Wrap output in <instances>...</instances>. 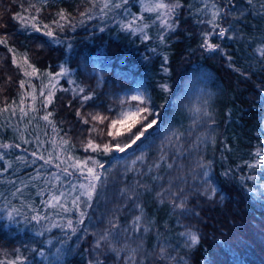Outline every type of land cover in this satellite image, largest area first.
Masks as SVG:
<instances>
[{"label":"trees","instance_id":"obj_1","mask_svg":"<svg viewBox=\"0 0 264 264\" xmlns=\"http://www.w3.org/2000/svg\"><path fill=\"white\" fill-rule=\"evenodd\" d=\"M261 3L264 0H254L249 6L246 0H234L232 16L222 22L231 38L211 37L210 42L219 44L220 49L210 52L201 47V33L207 28L196 22L195 7H188L198 5V0H181L182 7L175 13L178 26L164 32V42L155 34L153 14L141 10V0H129L113 22L112 14H101L102 5L97 2L93 6L90 0H0V38L8 41L7 46L0 45V109L13 101L18 104L22 94L25 98L32 88L29 84L38 87L37 75L56 73L62 66L74 83L62 79L55 88L52 103L45 109V113H52V124L45 132L53 139H67L68 150L77 158L92 156L105 168H118L110 183L113 191L98 204L92 202L75 234L55 236L51 245L46 244L45 234L39 235L5 217L2 207L12 200L11 194L19 186L0 177V261L8 264L22 256L23 264H45L49 258L44 256L58 248L65 255L59 260L54 255L50 264L104 260L91 251L92 234L104 233L112 223L122 230L125 223L140 214L134 207L138 203L150 221L147 233L141 228L144 253L154 255L161 243H170L172 255L182 256L184 264H264V167H247L259 159L255 155L258 150L264 151V57L256 51L264 47ZM30 4L40 8L39 13L29 9ZM60 12L68 17L63 30L53 24L59 20ZM17 13L36 15L41 30L37 32L30 26L25 29L20 19H14ZM141 13L144 19H137L133 27L147 22L150 27L144 32L121 26ZM44 25L52 28V37L44 34ZM145 33L148 40L143 38ZM8 47L14 53H9ZM25 58L36 69L31 77L24 75L25 71H32L24 63ZM165 67L167 72L162 70ZM21 80L26 82L24 89L19 87ZM161 84H167L169 90L163 91ZM136 86L149 97V106L156 114L149 119L158 123L119 154L115 148L108 153L102 149L85 151L89 138L101 145L115 142L107 136L109 121H92L89 114L115 116L120 110L121 94ZM80 87L84 93H79ZM187 87L203 91L205 106L197 115L189 116L180 105L179 97ZM83 95H91L92 99L83 102ZM205 112L210 115L205 116ZM191 116L197 121L192 122ZM81 117L88 118L89 123H82ZM9 124V113L0 114V143H19L22 147L18 130ZM194 126L200 129L195 132L196 141L190 134L185 135ZM93 127L95 130L90 133ZM172 132L184 135L187 145L174 146ZM18 154L10 148L6 158L16 159ZM203 171L208 176L201 175ZM249 175L257 179H246ZM208 185L216 189L212 199L203 194ZM180 189L187 198V212L175 207L180 201L171 195ZM31 205L36 208V204ZM38 212L51 213L48 209ZM188 229L198 235L199 242L185 247V238L179 233ZM54 234L56 231L51 236ZM124 243L122 238L116 246ZM41 250L44 256L40 255ZM124 255L122 252L121 257ZM142 262L168 264L149 256ZM104 264L114 261L107 259ZM115 264H122V259Z\"/></svg>","mask_w":264,"mask_h":264},{"label":"snow or ice","instance_id":"obj_2","mask_svg":"<svg viewBox=\"0 0 264 264\" xmlns=\"http://www.w3.org/2000/svg\"><path fill=\"white\" fill-rule=\"evenodd\" d=\"M99 2L102 6L99 8L101 14H107V11H111L114 9H120L126 6L129 0H90V3L95 6ZM254 0H246V3L249 6L253 5ZM141 3L144 7V10L149 13H155V18L152 20V23H159L161 28V34L159 39L161 42L165 41V35L163 34L164 31H174L175 27L178 26V19L175 16V13L179 8L182 7L181 0H141ZM231 5V8L228 7ZM189 9L195 7L196 13L198 14L197 23L200 25L206 26L207 30L202 31V44L201 47L207 51L215 52L220 49V45L216 43L210 42V38L215 36L217 38H231L228 36L229 29L224 27L222 22H226L229 17L232 16V9L235 7L234 0H224V3H221V0H198V5H189ZM35 9L36 13H39L40 8L36 7L35 5L29 6V9ZM29 9H25V12H28ZM260 9L262 14H264V3L260 4ZM90 11V10H89ZM87 13H81L82 16L86 15ZM191 14V12H190ZM59 20H54L53 24L60 30L64 29V21H68V17L63 13H58ZM89 18H91L89 16ZM14 19H20L22 24L24 25L25 29L29 26L34 29L35 31L39 32L41 27L36 22L37 16L30 15V16H22L20 13H17L14 16ZM140 19L143 20V17H134L132 21H129L127 24H122L121 26L126 30L132 31H139L144 32V29L150 27L148 23H143L141 26L133 27L136 23V20ZM31 21V23H29ZM70 22V21H69ZM45 29V35L48 37H52L54 35L52 28L49 25L43 26ZM143 38L145 40L149 39V36L145 33ZM8 41L6 38H0V45L7 46ZM9 53H14V49L12 47L7 48ZM259 53L260 57H264V47L257 48L256 50ZM229 59H231L229 57ZM166 62V58H165ZM12 63L15 65L17 63V59L15 54L12 57ZM25 64H28L27 58L24 60ZM28 67L32 68L31 72L25 71V76H32L36 73V69L32 67V65L28 64ZM164 72H167V68L162 69ZM68 70L61 66L59 72L55 73V77H62L68 75ZM49 77H52V73H48ZM25 80H21L19 82L20 89L25 88ZM69 83H74L73 81H69ZM33 88V93H28L31 95L32 106L25 107V98L24 94L21 95L19 103L17 104L16 101H13L11 105L6 104L4 108L0 109V114L4 112H8L10 114L9 118L17 117V112H19L18 119L24 120L25 117H29L27 123L31 124L33 119H42L43 121L48 122V124H52L50 117L52 116L51 112H47L43 116L37 117L35 115L30 116V113H36L37 109L34 107L36 103V95L35 93V86L29 85ZM55 88V85H52ZM161 89L167 92L168 85L161 84ZM68 91V89H64ZM73 91H77V89H73ZM79 93H84V88H78ZM40 95L43 97V107L47 108L49 104L52 103L53 98V91L49 90L47 94L44 93L43 90L40 91ZM92 99L91 95H83L82 101L87 102ZM120 110L115 114V116L109 118L108 116L96 113V114H89L92 121H96L99 123H104V121H109L108 124V131L107 136L112 137L115 141L114 143H104L103 145L95 143L92 138L87 140L85 151L91 150L93 152L102 151L104 153L111 152L113 148H115L118 152H124L126 148L135 145L138 141H140L145 134L152 129L158 121L156 119H149V116L156 115L150 105V99L144 92L137 91L136 94L131 95L127 99H122L119 101ZM205 116H209L208 112L204 113ZM77 116H80V113L77 112ZM81 122L84 124H88V118L81 117ZM215 123V121H212ZM95 128H90L89 132L91 133L94 131ZM53 131H55V126L53 125ZM44 135H48L47 132ZM176 137V140L179 141L180 135L177 133H173ZM24 139L23 135L20 137ZM122 138V139H121ZM169 143H172L171 138H168ZM37 147L31 153L33 157V163L35 160L43 161L41 168L44 166H52L56 169L55 172H51L48 178L45 179V187L41 188L36 195L43 197L45 192L48 193V198L42 200L41 203L46 208H51L53 210L59 209L58 212H55V215H62L68 213H75L78 214V220L76 223L83 224L85 217L87 215L86 209L91 208L92 202L94 199V195L97 193V185L98 182L101 180V176L98 172V169H102L104 165L99 161L95 160L93 157L88 156L85 159H79L74 157L64 145H68L69 141L67 139H61L59 142V152L56 151L54 147L52 151H49L47 155H45L41 149L43 148L44 141H41L39 136L37 135L36 138ZM24 143H30V141L24 139ZM51 143L56 145V141L52 140ZM264 143V142H262ZM175 146V145H174ZM19 149L21 145L19 143L15 145L0 143V149H10V148ZM55 153V155H54ZM255 155L259 157L256 160L255 164H248V168H256V167H264V151L258 150ZM5 158V153L0 152V161H3ZM165 157L162 155L160 157L163 160ZM18 160H25L26 157H17ZM137 159L142 160L143 157H138ZM135 163V162H133ZM7 167H11V163L9 162ZM159 167V164L156 165ZM169 167L171 165L169 164ZM200 167H204L200 165ZM4 171H7V168H4ZM148 171H151V167H149ZM78 176V183H70L68 184V191H65L62 178L65 180L69 177ZM43 175L39 170L37 171V176L35 179H39ZM203 176H208L207 171H203L201 173ZM153 179H156L155 177ZM244 177H241V180H244ZM246 179L255 181L257 179L256 176L249 175ZM207 183V181H205ZM27 187V185H25ZM139 187H145L144 185L140 184ZM249 192L252 191L251 188L248 189ZM184 190L180 189L178 192L171 193L172 196L177 197L179 199V203H175V207L187 212L185 200L187 199L186 196L183 195ZM17 193H22L21 188H16L15 192L12 193L13 196H16ZM160 193H158L159 195ZM203 194L208 196L209 199H212L216 194V189L211 185H208L204 188ZM131 199V197H129ZM69 204L71 205L69 207ZM134 207L140 211L139 215H134L130 228L126 227L122 230L119 229V225L112 223L109 229H106L104 233L98 236L96 241L95 249L97 257H104V260L113 259L114 264L116 260L122 259V264H143L142 259L138 260V255L141 257L149 256L150 259L159 262V261H167L168 264H172L174 261L175 264H184V258L179 255H172L170 248L172 245L161 243L159 246V250L154 255L149 253L143 252V245H142V237H139V242L136 243V247H131L127 241L132 240V233L139 232L140 229L143 227V231L147 233L150 229L147 227V224H150V221L146 220L143 214V209L137 203L134 204ZM33 211H36L33 209ZM198 215V213H194ZM33 221H50L49 227L45 229V231H51L52 228H59L63 231L71 230L73 234L77 232V228L74 227V221L71 218H68L65 224L56 223L52 221V218L48 215H33L31 217ZM142 221L144 222L142 224ZM39 235H43V232L39 233ZM179 235L185 238V247H190L192 245H196L199 242L198 235L193 232L192 230L188 229L184 232L179 233ZM124 239L126 242L122 247L116 246V242H119L121 239ZM125 253L123 257H121V253ZM108 253H112L113 255L109 256ZM40 255L44 256V252L41 250ZM62 255V249L56 250V258L57 260L60 259ZM24 257L16 256L15 260L8 261V264H23ZM104 260L97 258L95 261H90L89 264H104ZM0 264H4L3 261H0Z\"/></svg>","mask_w":264,"mask_h":264},{"label":"rangeland","instance_id":"obj_3","mask_svg":"<svg viewBox=\"0 0 264 264\" xmlns=\"http://www.w3.org/2000/svg\"><path fill=\"white\" fill-rule=\"evenodd\" d=\"M145 2H147V0H145ZM141 10L146 12L144 10V7H142ZM108 13L112 14L111 15V22L118 20V17L120 15L119 9H114V10L108 11ZM147 13L149 14V12H147ZM152 14L155 18V13H152ZM139 17H144V15L141 13V14H139ZM155 24H156L155 34L159 37L162 30H161L158 22ZM164 32H166V31H164ZM164 32H163V34H164ZM54 74L55 73H53L52 77H49L48 74L36 76L35 81L37 82L38 87H35V93L34 94L36 95L37 99H36V103H35L34 107L37 109V112L36 113H30V116L35 115L37 117H40V116H43L44 114H46L45 113L46 108H44L43 104H42L43 97L40 95L41 90H43L45 94H47V92L49 90L54 92L55 88H57V86L59 85V83L62 79H66V81H68V82L71 81V79H69V74L66 76H62V77H55ZM53 84L55 85V88L52 87ZM184 90L185 91L183 92V94H181L179 97V101H180L181 107L186 111V113L189 116L195 115V114L197 115L198 110L201 111V108H203V110H204L205 105H203V103H204L203 91H199L198 88L190 89L188 87ZM137 91L143 92L142 89H140L136 86L129 93H124L123 95L121 94L120 100L127 99L131 95L136 94ZM28 93H33V88H31L30 91H28L25 94V107L26 108L29 106H32V103H33L31 100V95H28ZM9 116H10V114H9ZM18 116H19V112H17V117L9 118V120H10L9 126L18 130V132H19L18 133V136H19L18 139H20L19 142H21V144H22V147H20L19 149H16L13 147V151H18L19 157L23 156V157H26V159L25 160H18L17 158L16 159L6 158V156H7L6 154L9 151V149H0V152L5 153L4 160L0 161V177H2V178L4 177L3 178L4 181L6 180V181L10 182L11 184L18 185L19 188L22 189L23 194L21 195L20 193H17L16 196H13L11 194L12 200H10V202L5 207H2V208L5 212L6 218L14 219L15 222L22 224L24 228L36 230V232H38V233L43 232V234H45L48 237L46 244L51 245V242L54 240L55 236L64 235V234L69 235V234H71V230L63 231L59 228H52L51 231H45V229L47 227H49L50 221L37 222V221H33L31 219V217L33 215H37V214L43 215V213L41 214L38 212L39 209L41 211L48 209L51 212L49 216L52 218V221H55L56 223L65 224L67 219L71 218L74 221V227H76L78 229L81 226V224L76 223V221L78 220V214L68 213V214H62V215H55L54 213L58 212L59 209L53 210L51 208L44 207V205L41 203V201L48 198L47 192H45V195L43 197L36 195V193L41 188L45 187V179L48 178L49 174L51 172L56 171V169L54 167L48 166V165L41 168L43 161H40L38 159L35 160V163H33V157L31 156V153L34 150H36L37 135L39 136L41 141H44L43 148L41 149V151L45 155H47V153L49 151H52L54 147L56 148V151L59 152L58 145H59L60 140L55 139V138L53 139L49 135H44L45 131L47 130L46 128L49 126L48 122L37 118V119H33L32 123L29 124V123H27V120L29 119V117H25L24 120H19ZM191 118H192V122L197 121L196 119H194V116L193 117L191 116ZM189 123H191V122H189ZM196 131L199 132L200 129H198L197 126H194L185 135L190 134V136H192V138H194L192 141H196L198 139L196 137V134H195ZM172 133H174V132H172ZM21 135H23L24 139L30 141V143H24V139L20 138ZM183 136L184 135L180 134L179 141L176 140V137L173 139V143L175 146L187 145V142H186L187 139H185L186 137L184 136L183 140L181 139ZM52 140L56 141V145H53L51 143ZM6 144H11V143L6 142ZM64 147L68 149V147L66 145H64ZM118 154H119V152H118ZM54 155H55V153H54ZM86 157H88V156H85L82 159H85ZM9 162L11 163V167H7ZM4 168H7V171H4ZM38 170L43 175H41V177L39 179H35V177L37 176ZM9 172L11 173L10 176L8 175ZM98 172L101 176V180L98 182V185H97L98 190H97V193L94 195V199H93V202L96 204H98L100 201H102L105 197L108 196V194L111 193V191H113V185H111L110 183L114 179L115 175L118 173V168L112 170V168L110 169V168L103 167L102 169H98ZM14 176H17L16 179ZM78 176H79V174L77 173L76 176L69 177L66 180L64 178H62V183H63L65 191H68V184L79 182ZM25 185H27V187H25ZM26 196H29V198H27ZM17 200H18V202H17ZM32 203L36 204V208H35V206L33 207L31 205ZM70 206L71 205L69 204V207ZM33 209H35L36 211H33ZM87 210L88 209H86V211ZM96 219L97 220L100 219L99 214L97 215ZM90 220L91 219H89L88 222H90ZM131 222L132 221H128L127 223H125L124 228H126V227L130 228ZM41 229H43V230H41ZM142 229H140L139 232H133L132 233V240L127 241L128 243H130L132 245V247L133 246L136 247V243L139 242V240H138L139 237H142V245L145 242L143 232H141ZM54 231H56V234L51 236ZM99 235H100V233L92 234L93 238H92V242H91V249H92L91 251L94 250L93 252L95 254H96L95 245H96V241H97ZM93 252H92V254H93ZM143 252H144V250H143ZM55 253L56 252L53 251L48 256H46V257L44 256V258H49L48 261L47 260L44 261V262H46L45 264L51 263V258L54 255H56ZM64 255H65V253H62L60 259ZM144 257L145 256L141 257L140 255H138V260H141V259L143 260ZM54 258H56V256H54Z\"/></svg>","mask_w":264,"mask_h":264}]
</instances>
